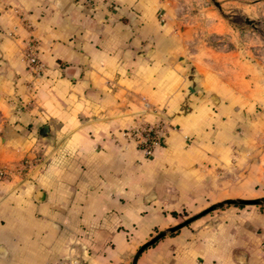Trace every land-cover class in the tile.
Wrapping results in <instances>:
<instances>
[{"label":"crops","instance_id":"1","mask_svg":"<svg viewBox=\"0 0 264 264\" xmlns=\"http://www.w3.org/2000/svg\"><path fill=\"white\" fill-rule=\"evenodd\" d=\"M166 5L0 0V264H130L158 231L264 197V65L199 69ZM157 122L145 158L121 132ZM135 264H264V203L204 214Z\"/></svg>","mask_w":264,"mask_h":264},{"label":"rangeland","instance_id":"2","mask_svg":"<svg viewBox=\"0 0 264 264\" xmlns=\"http://www.w3.org/2000/svg\"><path fill=\"white\" fill-rule=\"evenodd\" d=\"M165 10L199 69L264 65V0H167Z\"/></svg>","mask_w":264,"mask_h":264},{"label":"built area","instance_id":"3","mask_svg":"<svg viewBox=\"0 0 264 264\" xmlns=\"http://www.w3.org/2000/svg\"><path fill=\"white\" fill-rule=\"evenodd\" d=\"M35 43L33 40L28 39L25 44V50L22 53V61L34 72L38 73L41 68V63L35 57ZM166 123H141L124 129L121 134L124 139L130 143L135 149L140 151L143 157L148 158L153 151L161 144L163 135L168 129ZM27 164V160L23 161V165ZM7 170L0 167V182L6 178ZM52 264H79L77 257H69L65 259H59Z\"/></svg>","mask_w":264,"mask_h":264},{"label":"water","instance_id":"4","mask_svg":"<svg viewBox=\"0 0 264 264\" xmlns=\"http://www.w3.org/2000/svg\"><path fill=\"white\" fill-rule=\"evenodd\" d=\"M260 203H264V197L261 198H257V199H226L223 201H220L214 205H211L209 207H207L206 209H203L202 211H200L199 213L192 215L190 217H187L186 219L182 220L181 222L168 227L166 229L160 230L158 231L155 235H153L151 238H149L147 241H145L144 243H142L134 252L132 259H131V263L130 264H135V260L137 258V256L139 255V253L146 248L149 245H152L155 241H157L158 239L162 238L164 235L168 234V233H172L176 230H178L179 228L189 224L191 221H193L194 219L208 213L209 211L218 208V207H222L224 205H256V204H260Z\"/></svg>","mask_w":264,"mask_h":264}]
</instances>
